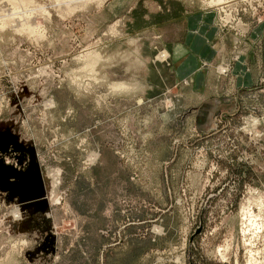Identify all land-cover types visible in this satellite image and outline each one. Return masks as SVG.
Masks as SVG:
<instances>
[{"label": "rangeland", "instance_id": "rangeland-1", "mask_svg": "<svg viewBox=\"0 0 264 264\" xmlns=\"http://www.w3.org/2000/svg\"><path fill=\"white\" fill-rule=\"evenodd\" d=\"M61 1L0 0V264H264V0Z\"/></svg>", "mask_w": 264, "mask_h": 264}, {"label": "crops", "instance_id": "crops-1", "mask_svg": "<svg viewBox=\"0 0 264 264\" xmlns=\"http://www.w3.org/2000/svg\"><path fill=\"white\" fill-rule=\"evenodd\" d=\"M203 13V12H202ZM200 14L198 15L197 13L195 14H187V24L188 26H190V28L188 29L187 28V34H186V39H189L191 40V43L190 44H187V46H189V49L191 47L194 48V50L192 51H187V47L185 44L183 43H178V44H175L173 45V57L174 59L176 60L177 58H180L179 59V62L180 64H184L186 61H182V58L185 57V56H190V57H193V56H197L199 55V53H197L198 51H200V49L198 48H202L203 47H207V42H208V39L206 38V26L207 24L204 23V15L203 14ZM186 14L183 15V17H185ZM196 18L197 22L194 21V18ZM202 17V18H201ZM201 19V21H200ZM200 21V22H199ZM193 26H197V28L194 30ZM188 35V36H187ZM189 35H191V38H189ZM188 53H187V52ZM191 54V55H189ZM184 70H181L179 73H178V77L179 78H184L185 76H183V72ZM128 87V86H127Z\"/></svg>", "mask_w": 264, "mask_h": 264}, {"label": "bare ground", "instance_id": "bare-ground-1", "mask_svg": "<svg viewBox=\"0 0 264 264\" xmlns=\"http://www.w3.org/2000/svg\"><path fill=\"white\" fill-rule=\"evenodd\" d=\"M223 1H225V0H210L209 1V3L210 4H212V5H217V4H220L221 2H223ZM88 2H90V0H81V1H78L77 2V5H75V7L73 8V6L71 7V6H68V5H70V4H68L67 3V6H66V4L65 3H63L62 1L60 2V3H58V8L59 9H62L63 11H75V9H76V7L77 6H79V5H82V6H84L85 4H87ZM70 3V2H69ZM76 4V3H75ZM72 5V4H71ZM56 6V7H57ZM81 7V6H80ZM70 8H73V9H70ZM49 13V12H48ZM49 15V14H48ZM47 18V17H46ZM227 19V18H226ZM14 26H17V25H14ZM19 26V25H18ZM17 26V27H18ZM22 27H18L19 29H20V31H22L23 29L22 28H24V25H21ZM25 26H28V30H30V32L31 33H33V30L34 31H36V29H34V28H32L31 27V24L30 25H27V24H25ZM33 27H35L36 28V26H33ZM15 28V27H14ZM27 28V27H26ZM16 29V28H15ZM18 30V29H17ZM27 31V30H26ZM25 32V31H24ZM28 33H29V31H27ZM30 36V35H29ZM34 36H35V34H34ZM94 54V53H93ZM90 55V52H86L85 54H84V56H82V57H84L83 58V60L85 59L86 61L88 60V62L87 63H91L92 61H95V60H92L91 58H93L92 56H95V55H92V56H89ZM95 57H97V56H95ZM98 58V57H97ZM84 60V61H85ZM85 61V62H86ZM89 65H91V64H89ZM91 70V69H90ZM121 87H125L124 85H122ZM120 90V89H119ZM50 104H52L53 105V102L52 103H50ZM97 158V156H96V154H95V157L92 159V161H94L95 159ZM250 254H251V251H250Z\"/></svg>", "mask_w": 264, "mask_h": 264}]
</instances>
